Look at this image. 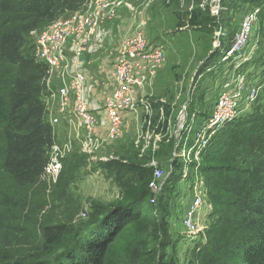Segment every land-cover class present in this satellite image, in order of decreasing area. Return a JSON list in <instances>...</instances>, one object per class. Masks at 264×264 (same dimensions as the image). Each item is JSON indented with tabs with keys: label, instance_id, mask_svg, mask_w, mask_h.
Here are the masks:
<instances>
[{
	"label": "trees",
	"instance_id": "16d2710c",
	"mask_svg": "<svg viewBox=\"0 0 264 264\" xmlns=\"http://www.w3.org/2000/svg\"><path fill=\"white\" fill-rule=\"evenodd\" d=\"M84 1L0 0V264H107L108 248L122 232L145 220V209L151 207L153 216L162 219L157 220L160 226L151 230L145 222V234L124 252V264H142V247L148 245L150 231L164 228L168 217L165 190L157 203L149 204L146 186L152 168L145 165L146 158L136 154L124 162L112 160L109 170L124 177V202L94 204L90 220L81 223L77 236L51 260L34 254L52 253L72 229L64 222L31 220L41 207L36 206L32 189L48 177L44 168L55 136L42 102L45 66L35 59L33 42L26 45L25 39L60 11H73ZM239 1L248 6L264 3ZM257 110L220 128L202 153L200 171L213 203L209 217L215 228L214 236L197 246L202 254L199 264H264V106ZM82 160L76 153L63 160L52 187L53 200L66 196L69 201ZM176 180L178 176L171 174L165 184ZM68 206L71 215L78 213V203Z\"/></svg>",
	"mask_w": 264,
	"mask_h": 264
},
{
	"label": "rangeland",
	"instance_id": "374dc122",
	"mask_svg": "<svg viewBox=\"0 0 264 264\" xmlns=\"http://www.w3.org/2000/svg\"><path fill=\"white\" fill-rule=\"evenodd\" d=\"M88 2L89 0H85L73 11H60L54 20L71 12H83ZM141 2L142 0H127L126 5L123 3L118 8L114 18L102 24L96 46L92 51L93 55L88 57L84 70L90 76V84H88L90 90H87L89 103L94 109L100 110L103 94L110 88L105 74L100 70L105 69L106 63L112 57L114 43L130 27L134 28L137 20L145 16L149 17L151 41L160 45L166 52L165 66L147 87L145 97L152 102L151 114L138 111L136 116L129 115L124 121V135L122 134L114 144L103 147L96 156L106 160L97 162L89 159L90 153L87 148L84 149L77 140L73 139L74 127L66 121L65 117H61L60 124L55 127L56 139L62 142L65 136H69L73 140L71 145H67L62 160L73 153L82 155L84 160L70 187L68 202H65L66 196L60 201L53 200L51 195L55 178L44 177L32 189L34 200L37 202L36 206L39 205L42 208L40 207L35 215H32L31 220L39 223L64 222L72 229V233L66 237L65 242L55 247L52 253L35 251L34 254L41 255L44 260H51L63 246L70 244L73 237H76L80 231L81 223H87L90 220V212L94 204L108 206L119 201L124 202V177L109 170L112 160L124 162L137 154L138 159L146 158L145 165L155 160L156 167L167 170L169 164L167 160L173 153L174 142L172 138L169 142L166 141L178 122L182 106H186L188 114L195 113L197 116L192 123L191 135H193L200 124L199 117L201 118L204 108L213 103L215 88L217 92L220 90L218 84L221 81L211 77V74L216 71L217 76H221L223 41L231 38L243 12L251 8L256 9L258 15L257 30L241 56L245 58V61L239 64L233 59L229 68H235L234 75L246 86L254 85L259 90L258 100L253 104V108L262 110L264 106V3L259 6H248L239 0H221V6L224 9L214 15L208 9L200 8L198 0H169V2L152 0L148 12L144 10L145 14H138V5ZM128 9L135 13L126 12ZM195 10H199L200 14ZM54 20L47 21L27 34L26 45H31L36 36L47 30ZM237 64L239 65L236 66ZM229 71L232 72V70ZM69 116L70 113L67 114L68 118ZM123 139L124 153L121 150ZM189 145L190 142L185 148L188 149ZM158 156L161 157L157 158ZM185 159L187 157L176 160L178 169ZM197 162L203 163L202 155L198 156ZM150 168H152L151 165ZM197 174H200L204 183L200 194L202 206L199 216L201 223L202 220L204 221L205 227L204 230L198 231L205 239L197 238L195 236L197 234L187 232L181 223V211L183 212L189 198L195 195L191 192L190 182L181 181V179L172 181L162 190H165L164 196L167 198L165 210L168 217L165 219L164 228L150 231V236L147 239L145 237L148 245L142 247L140 260L142 264H199L202 254L197 250V246L200 242H206L214 236L215 226L210 223L212 220L210 217L209 222L205 218H208L206 214H211L213 203L206 192L204 174L202 172ZM145 186L143 183L140 189L144 191ZM57 193L58 191L55 192ZM75 202L80 206L79 211L71 215L72 209L69 210L68 205L74 207ZM145 203L144 199L143 204ZM150 208L145 209L147 215H143L144 222L140 221L137 227L130 228L133 230L122 232L108 248L107 264H124V252L130 249L129 245L133 240L145 234V230L143 231L145 222L149 224L151 230L160 226L157 220L162 221V219H159L157 215L155 218Z\"/></svg>",
	"mask_w": 264,
	"mask_h": 264
},
{
	"label": "built area",
	"instance_id": "2783aa9c",
	"mask_svg": "<svg viewBox=\"0 0 264 264\" xmlns=\"http://www.w3.org/2000/svg\"><path fill=\"white\" fill-rule=\"evenodd\" d=\"M151 1L146 0V4L150 5ZM198 1L200 8H206L214 15L224 9L221 0ZM126 2L127 0H89L83 12H71L57 18L33 41L34 57L46 70L42 102L46 119L53 127L55 136L44 168V173L50 178H57L65 149L73 141L69 136H65L62 142L56 139L55 127L60 124L61 117H65L74 127L73 139L84 149L87 148L91 154L89 159L97 162L106 160L98 158L96 154L122 136L124 121L129 115L136 116L138 111L151 114L152 102L145 97L147 87L165 66L166 52L151 41L147 16L137 20L134 28L130 27L119 37L113 45L112 57L106 63L105 69L100 70L110 86L103 94L100 110L91 107L88 99L90 76L85 72L84 66L88 57L93 55L102 24L114 18L118 8L123 3L126 5ZM139 13L145 14V11L141 9ZM257 24L256 9L246 10L241 15L228 45L221 47V76H217L216 71L211 74V77L221 81L218 84L220 90L217 92L215 88L213 103L204 108L201 118L199 117L200 124L193 135L192 123L197 116L195 113L188 114L186 106H182L178 122L166 141L169 142L172 138L174 142L173 153L167 160V170L156 167L155 160L148 164L152 166V175L147 186L150 205L156 203L171 174L178 176L176 181L181 179L190 182L191 192L195 195L189 198L183 212L181 211V223L187 232L197 234V238L202 237L198 230L205 228L204 221L201 223L199 216L202 206L200 194L204 183L200 174H197L201 172V164L197 162V158L202 155L220 128L254 110L253 104L258 100L259 90L254 85L246 86L234 75L235 68H229V65L233 59L239 64L245 61L241 56L250 44ZM189 142V148L186 149ZM181 157L187 159L178 169L176 160ZM206 215L209 222V215Z\"/></svg>",
	"mask_w": 264,
	"mask_h": 264
},
{
	"label": "crops",
	"instance_id": "0c3cea01",
	"mask_svg": "<svg viewBox=\"0 0 264 264\" xmlns=\"http://www.w3.org/2000/svg\"><path fill=\"white\" fill-rule=\"evenodd\" d=\"M139 10H138V14H139V11L142 9V10H146L148 12L149 8H150V5L146 4V0H142L141 3H139ZM126 12H129L130 14L132 13H135V12H132L131 9H128ZM122 134L124 135V126H123V132ZM122 144V147L121 150H122V153H124V139L121 141ZM114 144V143H113ZM161 156H158L157 158H160Z\"/></svg>",
	"mask_w": 264,
	"mask_h": 264
},
{
	"label": "bare ground",
	"instance_id": "6f19581e",
	"mask_svg": "<svg viewBox=\"0 0 264 264\" xmlns=\"http://www.w3.org/2000/svg\"><path fill=\"white\" fill-rule=\"evenodd\" d=\"M71 96L73 97V94Z\"/></svg>",
	"mask_w": 264,
	"mask_h": 264
}]
</instances>
